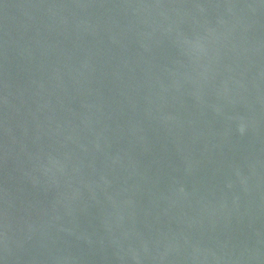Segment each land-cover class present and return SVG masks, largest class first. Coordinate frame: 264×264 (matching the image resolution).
Segmentation results:
<instances>
[{"label": "water", "instance_id": "95a60500", "mask_svg": "<svg viewBox=\"0 0 264 264\" xmlns=\"http://www.w3.org/2000/svg\"><path fill=\"white\" fill-rule=\"evenodd\" d=\"M0 264H264V0H0Z\"/></svg>", "mask_w": 264, "mask_h": 264}]
</instances>
